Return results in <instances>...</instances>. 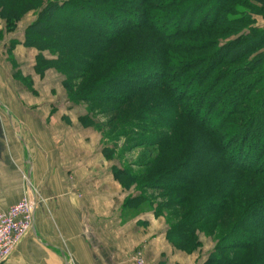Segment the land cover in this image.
I'll return each mask as SVG.
<instances>
[{"label": "trees", "instance_id": "1", "mask_svg": "<svg viewBox=\"0 0 264 264\" xmlns=\"http://www.w3.org/2000/svg\"><path fill=\"white\" fill-rule=\"evenodd\" d=\"M12 3L0 0L10 31L20 16ZM43 13L62 20L65 41L53 32L51 39L41 32L30 38ZM258 16L264 18V0H50L26 30L25 45L57 53V67L65 53L68 71L89 74L82 76L91 82L82 100L121 82L117 75H139L123 76L125 92L103 100L114 101L115 118L128 119L123 135L167 152L150 174L182 179L169 185L180 196L173 205L184 208L168 239L191 253L202 245L201 224L216 216V243L203 264H253L255 253L254 264H264L257 250L264 241V25ZM203 152L216 159L196 170Z\"/></svg>", "mask_w": 264, "mask_h": 264}, {"label": "crops", "instance_id": "2", "mask_svg": "<svg viewBox=\"0 0 264 264\" xmlns=\"http://www.w3.org/2000/svg\"><path fill=\"white\" fill-rule=\"evenodd\" d=\"M4 27L0 19V29ZM11 38L10 34L0 41V212L24 196L27 178L41 201L34 212L33 230L2 264H138L139 258L144 264H203L207 259L203 250L188 253L177 248L167 237L168 224L153 213L126 220L120 215V228H107V182L100 175L95 176L99 181L91 178L101 171L108 175L101 155L96 163L92 162L94 148L67 147V122L44 119L43 98L37 93L29 97L13 79ZM32 50L17 45L16 61L32 59ZM70 168L80 173L81 180L69 178ZM80 183L97 185L100 201L91 192H74Z\"/></svg>", "mask_w": 264, "mask_h": 264}, {"label": "rangeland", "instance_id": "3", "mask_svg": "<svg viewBox=\"0 0 264 264\" xmlns=\"http://www.w3.org/2000/svg\"><path fill=\"white\" fill-rule=\"evenodd\" d=\"M48 2L50 0H39L37 2L31 0H13L12 10H17V14H20L17 28L14 30H8L6 20L0 18L5 23L3 30L0 29V41L10 34L12 36L8 42V49L12 56L13 79L20 82L27 90L26 94L29 97L35 96V93H37L38 98H43L44 119H63V121L69 124L65 123L66 127H68L67 130H69V134L67 135L69 145L67 147L70 146L71 150H79L83 147L94 148L92 162L96 163H99V154L101 155V163L103 166H106L108 175L106 177L105 173L101 171L95 174L92 173L91 178L92 181H99L97 180L98 177L95 176L100 175L101 181L107 182L105 206L108 211V229L120 228V215H123L124 220H126L129 216L135 217L137 214L140 215L147 212L155 214L157 218L162 217L169 228L172 223H181L183 218L181 212L184 207L181 209L180 206L173 205L180 196L176 193H171L169 185H174L182 179L180 176H173V178L167 179L162 175H158L159 177L154 176L153 172L150 174L151 171H158L161 168L156 163L165 157L167 152L161 151L159 154L156 145L149 147L147 145L141 146L137 143L136 139L123 135L122 131L124 127L128 126V119H120L119 116L115 118L114 115L119 114L120 111L113 110L114 107H117L113 103L114 101L105 103L103 100L105 98L103 96L109 94L121 95L125 92L123 89L126 83L123 81L125 78L122 79L123 76L136 78L139 75H126L125 73L117 75L118 77L121 76V82L115 81L118 83L108 88L102 86L97 92L96 90H92V94L95 97L92 100H82L80 98L84 97V94L86 95L82 91L83 88L91 86V82L82 77L86 74L84 71H81V69L68 71L64 67L65 65H62V60L67 57L65 53H63L64 56L61 62H59L60 66L57 67V58L59 56L57 53H53L50 50L41 51L38 47L25 45L28 26L36 20L39 10L44 9ZM2 6L4 5L2 4ZM64 14L68 17L67 13ZM42 19L43 24H39L33 30L34 34L30 35V38L38 37L41 32L42 36L44 35L51 39V35H53L51 33L53 32L56 33L54 35L60 33L61 36L58 35L60 36L59 39L65 41L62 37L63 34L67 33L68 28L65 29L64 26V29L59 28L62 20L50 18L45 13H43ZM258 22L260 25H264V18L258 16ZM17 31L21 32L20 35L15 34ZM19 44L34 49L32 50V59L28 56L26 57L28 58L27 62L16 61L14 49ZM66 47L69 48L70 46ZM71 55L76 56L74 53L69 54V56ZM111 66L116 68L117 64L112 63ZM88 75L86 74V78ZM127 88L129 89L130 87L127 86ZM19 95L22 96L23 93H19ZM96 97L99 99H96ZM205 119L210 121L213 118L206 116ZM60 131L62 132L63 128H60ZM60 141L61 145L63 140ZM63 146H65L64 143ZM215 159L208 152L201 153L195 165L196 170H199V167H208ZM119 168L124 169V171L122 172ZM72 170L70 168L69 178L74 181H77V179L81 180L80 173L76 172L75 174ZM117 170L121 172H117ZM94 185L88 186L87 184H83V188L82 183H80L74 186L75 189L73 190L79 193L78 195L80 193L83 195L84 192H91V196L100 201L101 197L98 195L99 188L97 185L96 187ZM34 197L35 205L37 206L41 200L38 201L36 196ZM93 205L98 207V204L93 203ZM215 224L216 216L209 218L201 224L204 229V232L199 235L202 245L195 251L199 249L203 250V253L207 257L216 243L217 235L213 231ZM257 247V250L262 254L260 261L264 262V241L261 243L258 241ZM255 254L251 255L253 260L251 262L253 264L256 257H258L254 256ZM141 260L140 258L137 259L138 264H141ZM142 264H144V261Z\"/></svg>", "mask_w": 264, "mask_h": 264}, {"label": "built area", "instance_id": "4", "mask_svg": "<svg viewBox=\"0 0 264 264\" xmlns=\"http://www.w3.org/2000/svg\"><path fill=\"white\" fill-rule=\"evenodd\" d=\"M34 194L29 179H26L24 196L0 212V264L11 257L33 230L36 209ZM140 263L142 264L143 260Z\"/></svg>", "mask_w": 264, "mask_h": 264}]
</instances>
